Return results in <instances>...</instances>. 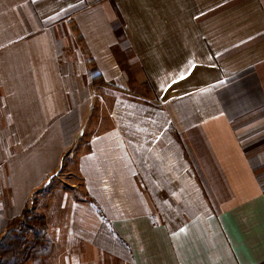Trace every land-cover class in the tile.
<instances>
[{"label": "crops", "instance_id": "0c3cea01", "mask_svg": "<svg viewBox=\"0 0 264 264\" xmlns=\"http://www.w3.org/2000/svg\"><path fill=\"white\" fill-rule=\"evenodd\" d=\"M34 196L41 264H264V0H0V239Z\"/></svg>", "mask_w": 264, "mask_h": 264}, {"label": "trees", "instance_id": "16d2710c", "mask_svg": "<svg viewBox=\"0 0 264 264\" xmlns=\"http://www.w3.org/2000/svg\"><path fill=\"white\" fill-rule=\"evenodd\" d=\"M30 209L26 207L22 216L15 219L8 227L5 235L0 239V264H25L34 258L36 254H31L32 250L42 249L47 238V219L45 215L37 217L40 228L33 224L32 217L29 216ZM23 229H29L33 235V245L28 246L29 240L23 235ZM50 243V242H49ZM26 245L28 248H26ZM42 257V256H40Z\"/></svg>", "mask_w": 264, "mask_h": 264}, {"label": "rangeland", "instance_id": "374dc122", "mask_svg": "<svg viewBox=\"0 0 264 264\" xmlns=\"http://www.w3.org/2000/svg\"><path fill=\"white\" fill-rule=\"evenodd\" d=\"M73 182V178L71 173H69L68 171H66L65 169H63V171L57 175L53 180H51V183L49 184L50 187H57V186H61V187H70L69 185ZM37 198L34 196L33 199L31 200V202L29 203V209H30V214L29 216L32 217V219L34 221H32V224L36 227V228H40L39 223L37 222V217L40 215H44L43 213H41L40 210L41 205H37ZM23 231V235L29 240V245L31 246L33 245V235L32 232L29 229H23L21 230ZM45 247L40 249H35L31 251V254H36L34 258H31V260L25 264H41V260L44 259V257H46L47 255L49 256L51 251H52V247L51 244L45 243L44 244ZM28 246L26 245V248H28ZM42 256V257H40ZM48 258V257H47ZM48 261L45 260V264H50V259H47Z\"/></svg>", "mask_w": 264, "mask_h": 264}]
</instances>
